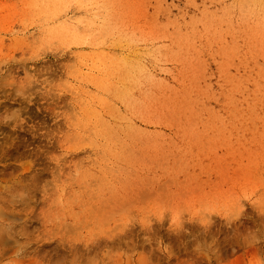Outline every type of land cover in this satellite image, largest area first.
<instances>
[{
	"label": "rangeland",
	"instance_id": "rangeland-1",
	"mask_svg": "<svg viewBox=\"0 0 264 264\" xmlns=\"http://www.w3.org/2000/svg\"><path fill=\"white\" fill-rule=\"evenodd\" d=\"M140 262L264 264V0H0V264Z\"/></svg>",
	"mask_w": 264,
	"mask_h": 264
},
{
	"label": "bare ground",
	"instance_id": "bare-ground-1",
	"mask_svg": "<svg viewBox=\"0 0 264 264\" xmlns=\"http://www.w3.org/2000/svg\"><path fill=\"white\" fill-rule=\"evenodd\" d=\"M254 7H256V6H254ZM10 234H11V233H10ZM14 237H15V236H14ZM93 239H94V238H93ZM93 239H92V241H93ZM94 241L96 242V239H95ZM100 241H101V240H99V242H100ZM95 242H94L93 244L91 243L92 245H91V244L88 245V244L86 243L88 246L84 245L83 250H86V252H87V251H91V250H92V247H94V248L96 247V245H94V244H97V243H95ZM99 242H98V243H99ZM74 244H75V243H74ZM99 244L102 245L103 243L100 242ZM99 244H98V245H99ZM105 244H106V242H105ZM90 245L92 246L91 248H90ZM93 245H94V246H93ZM98 245H97V246H98ZM79 246H80V245H79ZM79 246H78V245H74L75 249H76V248H79ZM140 260H141V259H140ZM141 262H142V260H141ZM141 262H140V264H141Z\"/></svg>",
	"mask_w": 264,
	"mask_h": 264
}]
</instances>
